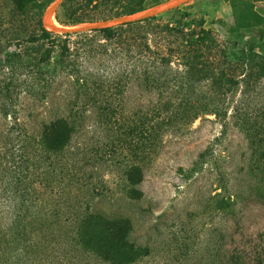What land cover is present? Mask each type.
<instances>
[{"label": "rangeland", "instance_id": "obj_1", "mask_svg": "<svg viewBox=\"0 0 264 264\" xmlns=\"http://www.w3.org/2000/svg\"><path fill=\"white\" fill-rule=\"evenodd\" d=\"M169 1L172 0H149L144 8ZM109 2L82 6L80 0H71L63 8L58 5L56 9L62 20L75 16L82 21L74 25H80L113 17L108 9ZM129 2L123 5L127 6ZM0 8L3 20H9V13L15 10L14 27L17 30L18 19L22 34L35 28V24L37 29L38 18L45 23L42 15L46 8L35 10L31 0H0ZM174 8L178 10L174 11ZM255 8L264 14V1L257 2ZM54 14L50 13L56 20ZM159 14L163 16L153 24L141 23L135 27L134 51L145 43L152 45L153 41L155 46H159L158 43L165 46V42L176 44L180 38L178 33L167 35L169 40L164 38L165 42L159 41V34L165 37L157 27L161 23L184 26L185 22L191 21L198 29L215 31L223 38L230 36L231 9L226 0H189L155 15ZM53 32L69 34L67 45L70 49L79 47L78 66L83 65L100 76H111L127 69L129 64H136L135 52L129 59L127 53L103 40L104 46L95 43L92 49L83 52L79 35L91 33L99 38L100 34L94 30ZM203 36L198 43L203 55L201 64L193 73L194 85L198 86L197 99L199 102L214 101L224 115L205 114L184 126L157 132L153 137L151 132H134L157 100V93L144 86L105 85L93 98L77 103L82 122L74 132L66 154L77 177H65L63 184L67 182L70 187L59 182L55 189L62 191L61 203H66L70 209L74 204L72 212L87 203L90 210L129 217L132 222L129 239L148 248L147 254L130 264H264V114L243 121V125L235 121L242 95L239 85L227 82V77L235 76V71L225 63L221 46ZM60 40L49 39L44 43L49 46ZM41 47V43L36 42L32 54L36 56ZM237 57V54H229L230 60ZM182 63L172 58L173 68H182ZM249 72V92L244 101L250 100L253 110L260 108L263 111L264 49L251 62ZM73 92L72 77L63 73L52 84L47 99L39 101L36 96L21 94L17 105L19 121L36 134L41 121L67 115L68 94ZM12 126L0 116V231L7 230L0 234V264H12L16 259L17 251L10 234L6 239L2 236L9 233L14 215L24 199L22 179H29L36 187V169L20 163L14 145L17 130ZM204 148L208 156L198 170V149ZM131 164H138L143 170L142 181L134 186L141 192L139 197L128 193L130 184L126 181L125 170ZM215 192L229 196L231 204L226 212L215 208L212 199ZM28 195L33 202L32 193ZM50 199L57 203L58 197ZM35 229L38 226L32 224L29 230ZM54 229L58 236L75 237L74 227L70 224L63 223ZM44 230L52 229L45 227ZM95 230L91 227L89 231ZM33 234L27 233L22 238L17 234L14 241L18 244L29 242ZM69 241L48 249L45 264H110L82 250L75 239Z\"/></svg>", "mask_w": 264, "mask_h": 264}, {"label": "trees", "instance_id": "obj_2", "mask_svg": "<svg viewBox=\"0 0 264 264\" xmlns=\"http://www.w3.org/2000/svg\"><path fill=\"white\" fill-rule=\"evenodd\" d=\"M35 10L42 11L54 0H31ZM71 0H62L59 4L64 7ZM81 5H93L97 2H109L111 16L123 13H131L146 7L149 0H129V4H123L128 0H80ZM231 9V20L229 24V35L223 38L219 33L196 27L190 22L184 26L176 24L161 23L157 25L165 37L159 34V41L169 40L167 35L178 33L180 38L176 44L165 42V46H153L143 44L139 50H133L136 44L135 27L142 24H153L163 14L152 15L134 23L124 26H104L95 29L100 37L91 33L81 34V50L86 52L93 48L95 43L104 46V42L114 44L120 51L127 53L132 59L135 52V65L129 64L127 69L111 76H100L90 72L83 65L77 64L79 47L67 45L69 34H57L43 26L38 18L37 29L25 31L20 30L17 20V30L14 27L17 18L15 10L9 13V20H3L0 16V116L10 122L12 128L16 129L14 145L16 144L20 163L28 164L36 169V187H33L29 179L23 178L22 196L23 201L15 213V221L12 223L9 233L2 237L7 238L10 234L14 243L16 259L12 264H45L49 254L48 249L54 248L69 240L75 239L81 249L91 253L110 264H130L140 256L148 253L147 246L136 245L129 239L132 230V222L129 217L122 215L109 216L102 212L89 209L87 203L79 206L72 212L74 204L70 209L66 203L60 201V189H55L57 183L70 187L65 177L76 176V169L66 156L67 148L78 125L81 124V114L77 109V103L81 99L89 100L99 93L103 86H124L136 84L144 86L150 91L157 93V100L151 106L140 121V128L134 132H151L153 137L157 132H163L171 127H180L191 123L195 118L214 114L220 116L224 112L213 102H199L197 99L196 78L193 73L198 71V64L202 58V52L198 48L199 39L203 37L216 42L224 52L225 63L235 76H228V83L240 86L242 99L239 101L236 111V122L243 125V121L253 119L257 115L264 114V110H253L250 100L244 101L248 96L251 62L260 56V50L264 49V14L255 8L257 2L264 0H226ZM1 9V8H0ZM178 8H174L177 11ZM1 12V11H0ZM54 17L61 25H74L82 20L75 16H69L62 20L57 9ZM185 15V12H183ZM36 23V20H35ZM186 28L189 29L186 31ZM60 38L59 43L45 45L47 40ZM104 42H101V41ZM36 42L41 43V51L35 56L32 49ZM163 42V43H164ZM138 44V43H137ZM57 45V46H56ZM84 45L86 47H84ZM12 46V48H11ZM78 53V54H77ZM237 54L236 60H230L229 54ZM177 58L183 63L182 68L172 67V58ZM201 64V63H200ZM65 74L72 77L74 92L68 94L66 116L60 115L48 121H41L36 134L30 132L24 122L18 119L17 105L21 94H25L36 100L43 101L49 97L51 86L58 75ZM121 73H124L121 74ZM247 94L246 96H244ZM9 117V118H8ZM140 130V131H139ZM148 136V134L146 135ZM13 137V136H12ZM12 137L9 139L12 142ZM155 142L153 138L152 143ZM208 151L206 148L198 149V170L206 161ZM77 177V176H76ZM126 181L130 184L128 193L139 197L140 190L134 186L139 184L143 178V170L138 164H131L125 170ZM33 187V188H31ZM33 196V202L29 195ZM58 197L57 203L53 199ZM215 200V208L223 212L229 209L231 200L220 192L212 196ZM36 206V207H34ZM34 207L35 209H31ZM82 207V208H81ZM63 223L74 227L75 237L72 235L58 236L54 233L57 226ZM38 229L30 231L31 225ZM49 227L52 230L45 231ZM94 227L95 231H89ZM7 231V230H6ZM0 231V234L2 232ZM27 233L33 234L29 242L18 244L14 239L17 234L22 238ZM57 241V242H56ZM59 241V242H58ZM7 242V241H6ZM75 242V243H76ZM44 248L47 250H41ZM1 252V251H0Z\"/></svg>", "mask_w": 264, "mask_h": 264}, {"label": "water", "instance_id": "obj_3", "mask_svg": "<svg viewBox=\"0 0 264 264\" xmlns=\"http://www.w3.org/2000/svg\"><path fill=\"white\" fill-rule=\"evenodd\" d=\"M60 1L61 0H54L44 10V13L42 15L43 22L46 19V17L50 15V13L54 12L56 7L59 5ZM187 1H189V0H172L169 2L162 3L157 7L144 8V9H140V10L128 13L126 15H117V16H113V17H110L107 19H102V20H99V21L93 22V23L72 25L69 27L60 26V27H56V28H50V27L46 26L44 23L43 26L47 29H50L52 31L59 32V33L91 31V30H95V29H98V28H101L104 26H108V25L125 24V23H129L132 21L140 20L142 18L149 17L152 15L161 13L163 11H166L170 8L175 7L176 5H179V4L187 2Z\"/></svg>", "mask_w": 264, "mask_h": 264}, {"label": "bare ground", "instance_id": "obj_4", "mask_svg": "<svg viewBox=\"0 0 264 264\" xmlns=\"http://www.w3.org/2000/svg\"><path fill=\"white\" fill-rule=\"evenodd\" d=\"M45 24L46 26L50 27V28H56V27H60V25L58 24V22H56V20H54V18L50 16H48L45 19Z\"/></svg>", "mask_w": 264, "mask_h": 264}]
</instances>
